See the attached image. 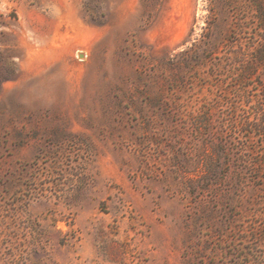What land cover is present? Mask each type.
Here are the masks:
<instances>
[{
    "label": "rangeland",
    "instance_id": "374dc122",
    "mask_svg": "<svg viewBox=\"0 0 264 264\" xmlns=\"http://www.w3.org/2000/svg\"><path fill=\"white\" fill-rule=\"evenodd\" d=\"M0 264H264V0H0Z\"/></svg>",
    "mask_w": 264,
    "mask_h": 264
}]
</instances>
